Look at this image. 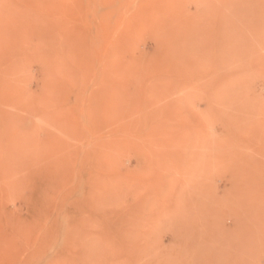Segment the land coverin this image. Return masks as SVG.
<instances>
[{"label":"rangeland","instance_id":"374dc122","mask_svg":"<svg viewBox=\"0 0 264 264\" xmlns=\"http://www.w3.org/2000/svg\"><path fill=\"white\" fill-rule=\"evenodd\" d=\"M0 264H264V0H0Z\"/></svg>","mask_w":264,"mask_h":264}]
</instances>
